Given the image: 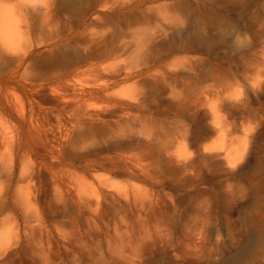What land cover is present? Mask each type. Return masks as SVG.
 Returning a JSON list of instances; mask_svg holds the SVG:
<instances>
[{
	"label": "rangeland",
	"instance_id": "374dc122",
	"mask_svg": "<svg viewBox=\"0 0 264 264\" xmlns=\"http://www.w3.org/2000/svg\"><path fill=\"white\" fill-rule=\"evenodd\" d=\"M0 264H264V0H0Z\"/></svg>",
	"mask_w": 264,
	"mask_h": 264
}]
</instances>
